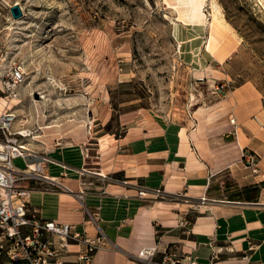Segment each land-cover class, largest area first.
<instances>
[{"label":"crops","instance_id":"1","mask_svg":"<svg viewBox=\"0 0 264 264\" xmlns=\"http://www.w3.org/2000/svg\"><path fill=\"white\" fill-rule=\"evenodd\" d=\"M111 118L106 111L47 126L42 142L30 146L50 160L43 177L28 183L31 211L89 236L97 231L86 212L99 214L110 246L93 264H146L139 254L151 246L153 264L169 249L196 264H210L213 255L215 264H242L244 256L264 264V95L256 84L233 87L190 129L171 135L134 120L107 131ZM244 149L260 156L258 174L241 163ZM14 164L25 168L21 158Z\"/></svg>","mask_w":264,"mask_h":264},{"label":"rangeland","instance_id":"2","mask_svg":"<svg viewBox=\"0 0 264 264\" xmlns=\"http://www.w3.org/2000/svg\"><path fill=\"white\" fill-rule=\"evenodd\" d=\"M17 2L19 21L10 11ZM195 4L191 20L186 0H0V73L8 81L16 66L25 70L13 89L24 118L13 130L41 135L30 147L42 142L47 126L110 111L107 131L134 120L171 135L190 129L242 83L264 95V4ZM8 26L14 29L7 34Z\"/></svg>","mask_w":264,"mask_h":264},{"label":"built area","instance_id":"3","mask_svg":"<svg viewBox=\"0 0 264 264\" xmlns=\"http://www.w3.org/2000/svg\"><path fill=\"white\" fill-rule=\"evenodd\" d=\"M5 78L0 73V94L7 97L10 96L5 94L10 91L8 85L23 83L25 70L18 65L7 75L8 81ZM6 107L0 113V264H93L96 254L110 246L98 225L99 214L86 212V221L97 231L95 236H89L86 230L79 232L70 223L43 219L30 210L29 198L34 188L28 183L43 177L45 163L50 160L29 150V140L38 139L41 135L34 136L33 131L25 127L13 130L18 116ZM230 122L235 124V118H230ZM38 130H42V127L39 126ZM17 158L23 159L25 168L15 166L14 160ZM259 159L256 152L244 149L241 163L252 173L258 174ZM30 163L37 164L39 169H31ZM157 192L160 193V190ZM138 194L140 197L146 196V189L141 187ZM200 201L204 204L207 200L203 197ZM71 245H76L77 250H71ZM156 254L157 246L145 247L139 258L146 264H153ZM214 257H211L210 264H215ZM243 260V264H248L247 256ZM159 264L196 262L187 252L178 255L169 249L162 254Z\"/></svg>","mask_w":264,"mask_h":264},{"label":"bare ground","instance_id":"4","mask_svg":"<svg viewBox=\"0 0 264 264\" xmlns=\"http://www.w3.org/2000/svg\"><path fill=\"white\" fill-rule=\"evenodd\" d=\"M187 3H189V8H190V13H189V18L192 20V18L194 17V14L195 13H198V6L195 4V0H186ZM169 3V2H168ZM259 3H261L262 5L264 4V0H259ZM18 4V2L16 3ZM185 14V13H184ZM187 16V15H186ZM206 17V16H205ZM21 19H17L16 21H19ZM205 22V21H204ZM189 24V22H188ZM198 24V23H197ZM200 24V23H199ZM206 24V23H205ZM191 25V24H190ZM196 25V24H195ZM202 25V24H201ZM198 26V25H196ZM201 27V26H199ZM14 29L13 26H8L5 28V30L7 31V34L9 32H11L12 30ZM178 31V30H177ZM2 32V31H1ZM193 38V37H192ZM15 86L17 85H11L9 84L8 85V89L11 91V95L10 96H7V97H4V96H0V104H1V108H0V112L2 111V109L6 106H8L10 109H12L13 112H19V115L17 114L18 117H22L24 118V115L23 113H21V110L20 109V105L22 104V100L20 99V96L18 95V93L16 91H13V89L15 88ZM42 95V100L43 101H48L49 99L47 98V95H43V93H40ZM35 102H37V100L35 99L34 100ZM16 110V111H14ZM47 128V127H46ZM24 148H27V147H24ZM29 149V148H28ZM30 150V149H29ZM30 166H31V169H34V170H37L39 169L38 165L37 164H34V163H30Z\"/></svg>","mask_w":264,"mask_h":264},{"label":"water","instance_id":"5","mask_svg":"<svg viewBox=\"0 0 264 264\" xmlns=\"http://www.w3.org/2000/svg\"><path fill=\"white\" fill-rule=\"evenodd\" d=\"M10 11H11L13 18L16 20L23 17L21 8L18 4H15L14 6H12Z\"/></svg>","mask_w":264,"mask_h":264}]
</instances>
